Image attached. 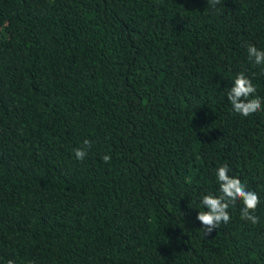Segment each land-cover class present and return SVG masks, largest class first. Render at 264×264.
<instances>
[{"label": "trees", "instance_id": "obj_1", "mask_svg": "<svg viewBox=\"0 0 264 264\" xmlns=\"http://www.w3.org/2000/svg\"><path fill=\"white\" fill-rule=\"evenodd\" d=\"M249 44L264 0H0V264H264V111L226 97L264 99ZM225 164L260 221L205 235Z\"/></svg>", "mask_w": 264, "mask_h": 264}, {"label": "clouds", "instance_id": "obj_2", "mask_svg": "<svg viewBox=\"0 0 264 264\" xmlns=\"http://www.w3.org/2000/svg\"><path fill=\"white\" fill-rule=\"evenodd\" d=\"M219 3L220 0H208L212 11H215V5ZM247 54L255 65L264 67V49H258L255 45L249 44ZM256 93V85L243 72H240L235 76L232 87L227 89L226 97L234 113L248 117L264 111V99ZM91 143L90 140L85 139L80 147L73 150L78 160L83 161L87 157ZM102 160L105 163L110 162L111 156L104 155ZM228 173L227 164L218 167L216 177L219 184V195L209 192L201 197V207L207 210H200L196 219L203 225L205 235H211L221 223L227 224L231 219L229 208L235 207L238 202L242 204L240 208L242 220L253 225L260 221L259 216L255 214L260 205L258 193L249 190L239 178L230 176ZM8 264H14V261L9 260Z\"/></svg>", "mask_w": 264, "mask_h": 264}]
</instances>
